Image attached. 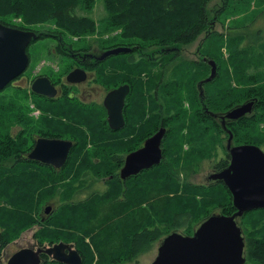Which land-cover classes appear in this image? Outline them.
I'll return each instance as SVG.
<instances>
[{
    "label": "trees",
    "instance_id": "16d2710c",
    "mask_svg": "<svg viewBox=\"0 0 264 264\" xmlns=\"http://www.w3.org/2000/svg\"><path fill=\"white\" fill-rule=\"evenodd\" d=\"M212 1L104 0L108 13L105 31L121 28L119 40L124 45L121 47L133 48L136 41L155 45L169 61L166 57L171 47L181 49L206 35L198 52L203 59L199 63H179L169 77L161 73L160 84L153 77L149 82H137V76L149 74L154 64L144 60L136 64L130 61L126 66L127 74H124L131 84L124 110L126 126L119 131L111 130L106 116L96 114L97 110L90 113L78 105H64L68 101L64 100L61 115L69 123L65 121L68 125L63 133L73 137L70 141L74 147L61 170L32 168L18 161L21 151L12 154L13 138L9 133L3 134L1 125L4 124L0 123V248L39 226L35 234L39 246L64 242L74 245L83 264H123L137 260L151 251L162 237L169 235L165 225L186 226L191 230L193 225L202 224L215 215L214 210L221 209V214L226 216L236 213L232 194L222 182L197 187L190 184L188 177L181 176L216 150L212 151V147L217 144V130L226 131L222 120L217 118L218 113L256 102L253 115L228 121L227 128L234 134L235 146H264V132L261 131L264 124V38H261V31L253 33L251 30L258 14L250 25L237 24L240 20L233 19L247 14L251 0H219L223 7L210 12L208 5ZM95 2L0 0V23L25 31H33L34 25L42 23L60 27V30L49 32L61 35V48L67 47L72 38L82 42L96 32L94 19L76 15L78 9L90 12ZM14 18H21L23 23L12 24L10 19ZM228 20V33L213 31L215 24L225 27ZM69 47L79 48L76 43ZM224 47H227V58ZM133 51L137 52L134 48ZM205 60L216 62L217 76L212 82L204 83L201 96L199 85L211 76V66ZM108 85L106 80L104 86ZM153 90H156L154 94ZM156 97L161 100L160 106ZM161 128L167 130L161 164L123 181L120 158L135 152ZM90 143H95V150L87 149ZM187 143L195 150L181 154ZM227 156L231 160L229 153ZM72 173L77 178L79 175L111 178V189L102 196L91 193L84 201H77L71 195L76 189H71L64 193V201L58 207L49 201L56 195L60 183L55 176L67 179ZM45 205L52 206L48 216L46 207L43 209ZM261 212L264 210L246 213L239 224L246 218L251 223L253 217L250 219L249 215ZM256 225L255 222L250 226L252 230L248 229L253 234L247 238L245 254L253 264H264V230L253 229ZM192 234L188 232V236Z\"/></svg>",
    "mask_w": 264,
    "mask_h": 264
},
{
    "label": "rangeland",
    "instance_id": "374dc122",
    "mask_svg": "<svg viewBox=\"0 0 264 264\" xmlns=\"http://www.w3.org/2000/svg\"><path fill=\"white\" fill-rule=\"evenodd\" d=\"M223 7V3L220 2L219 0H214L208 5V10L210 12H214L220 8ZM264 0H251V5L249 8V11L246 12L247 14H241L235 16L233 20L239 19L240 21L237 22V24L242 23L243 25H250L254 20L252 18L254 15H257L255 18V23L251 25V30L253 33H256L258 31H261V34L263 35L264 38ZM262 13V14H260ZM260 14V15H259ZM76 15L80 17H90L94 19L96 22V32L92 35H89L84 41H80L79 38H72L70 45H74L76 43L79 48H70L69 44L67 45L66 48L70 49H76V50H85L88 52H103L105 50H113V48H118L124 45H121L122 41L119 40L121 34H122V29L118 28L115 30L111 31H105L106 30V24H105V19L108 16V13L105 8L104 0H96L94 8L89 12V11H84L83 9H78L76 11ZM12 24H21L23 23L21 18H14L10 19ZM217 23L214 26L213 31H217L218 33H228V26H230V20H228L225 23V27L223 24ZM234 26V24H233ZM31 29L33 31H38L39 33L42 34H53V37L45 36L38 42H35L31 47H30V54H31V59H32V68L30 71H28V78L31 77L34 73L38 72H53V69L49 65L48 62V55H47V50L52 49V48H61V42L59 40L61 39V35L49 32L50 30H55L58 29L60 30V27H55L54 25L51 24H46L42 23L40 25H34ZM107 32V33H104ZM38 34V33H37ZM206 35H202L196 42L184 46L181 49H178L176 47H171L173 52H171L167 59L169 61L165 60V55L160 54V47H157L155 45H145V43H141L140 41H136L135 44L132 46L134 50H137V55L142 57L144 61H148L153 63V67L151 68V71L149 74H141L139 78L142 79V76L144 78L145 82H149L151 77L154 78V80L160 84L161 83V73H165L166 77L171 76V71L177 66L179 63L186 61V62H194V63H199L202 61L203 58H200L198 55L199 48L202 46V43L205 39ZM68 40V39H67ZM226 41V40H225ZM69 43L66 41V44ZM90 50V51H89ZM174 53V55H173ZM223 53L225 55V58L228 57V52H227V47L223 48ZM125 54L120 56L121 59L125 58ZM152 56V57H151ZM143 60H138L137 62H141ZM132 61V60H131ZM46 62V63H45ZM136 62V63H137ZM117 65L110 66L107 64V60L105 61H99L96 66L88 68L89 71L93 72L95 75V79L92 83H89L88 85H98L100 89L104 88L110 89L111 87H119L123 84H127L128 78L123 75V72L126 69V66H128V61L126 63L121 62L120 60L114 61ZM122 63V64H121ZM133 63V62H132ZM133 63V64H136ZM71 66H82L81 64H78L74 60H72L69 56H63L61 57V80L64 77V75L68 74L67 72L71 70ZM114 76L116 78H114ZM107 82L109 83L108 86H104V84ZM143 80V79H142ZM136 84V82H135ZM28 85L27 79H23V81L20 82H14L11 83L5 90L0 91V112H1V120L0 123L4 124L1 125L2 129L4 130L3 134H10L11 138H13V144H12V154L15 153L16 151H21L20 153V159H17L18 161L22 162H27L22 160V156L26 154L27 151H29L31 147V141H32V133H37L39 128H42L41 122H39V118L43 116V113L45 116L47 114H50L47 116V120L49 121V126H53L54 132H57L55 129V123L57 120V117H54V113H58L60 110L55 107V106H50V104H43L41 101L39 104L36 103V100H33L30 97V88ZM18 86H24L21 87L23 90L20 92L17 88ZM160 86V85H159ZM154 91H152V94H154ZM130 95V94H129ZM89 98V97H88ZM103 98V97H102ZM158 100V105H161V100L159 97H156ZM68 100L64 105H78L81 106L84 109H88L90 113H92L94 110H97L96 114H100L101 116H106V111L103 108L102 105H86L82 104L77 101V98L73 99H68V97H65L61 101ZM81 100H85L81 98ZM186 107L189 108V106L186 104ZM256 109V108H255ZM228 112V111H227ZM218 113L219 115H224L225 113ZM255 113V110L253 113L250 115H253ZM175 115V113H172ZM6 116L7 119L4 117ZM44 116V118H45ZM4 117V119H3ZM219 120V119H217ZM67 119L62 118L61 115V138L62 139H73L72 136H70L67 133H63L64 130L66 129L65 126L68 124L65 123ZM33 122L35 127L33 132H31V127L30 123ZM69 123V120L67 121ZM219 123V121H217ZM222 126V125H221ZM223 131V127L221 128ZM261 131L264 132V124L261 125ZM128 133V131H127ZM78 141H80V138H74ZM229 140V135L227 131L219 132L217 130V144L212 147V151H214V148L216 150L214 151L213 155L211 153V156L203 159L200 162H197V165L194 166V169H191L188 171V174L181 173L182 178L186 179L188 177V181H190V184L192 186H197V187H210L214 183V181L210 180V176L214 173L219 172L224 168V166L228 163H230V159L227 156L228 153L226 152L227 148V143ZM82 142V140H81ZM236 144L235 142V137H234V145ZM163 145V144H162ZM201 146V145H199ZM263 151H264V146H261ZM88 150H95V143H90L87 147ZM195 150V148L190 144L187 143L185 147L183 148L181 154H186L189 151ZM197 150V149H196ZM24 151V153H23ZM126 156V154L124 155ZM120 158L121 162L123 163V158ZM101 160V159H100ZM99 162V159H97L96 163ZM183 166L184 164L181 162L180 164ZM32 168H35L32 164L29 165ZM56 169V168H53ZM61 170V169H57ZM57 179H60V183L57 184V192L54 197H52L50 200L51 202L54 203L56 206L60 207L61 203L64 201L63 200V195L66 192H70L71 189H76V191L71 193L73 194L74 198L77 201L81 200H86L91 193H99L100 196L106 194L107 192L110 191L111 187L109 184V180L111 178H105V177H97L94 175H79L77 178L75 173H72V175L65 179V176L59 175L55 176ZM70 185V186H68ZM47 207L46 205L43 206V209ZM264 210V209H263ZM217 212V215H222L221 209L214 210ZM214 212V213H215ZM261 214V215H260ZM250 219L251 223H249L248 218L245 219L241 225L239 224V219L238 224L240 228L242 229L243 236L247 241V238L251 236L253 233L249 231L248 229L252 230V225L255 224L256 222V227L253 229L256 230H264V212L262 213H253L250 214ZM247 221V222H246ZM249 224V226L246 224ZM252 224V225H251ZM163 225V223H161ZM201 223L193 225L191 230L186 227H180V228H173L171 225H165L164 229L169 232V235L172 233H180L185 236H188V232H196V230L200 227ZM247 228V231H246ZM40 230L39 226L34 227L31 230H28L25 233H22L19 238L14 240V242L10 243L4 248H0V256L1 259H4L7 261V259L18 252L19 250L23 248H36L39 247V243L37 238L35 237V234L37 231ZM0 234H1V229H0ZM192 234V235H193ZM168 236V235H166ZM165 239V236L162 237L161 240L157 241L155 245L153 246L152 250L149 251L148 253L141 255L137 260L133 262H124L123 264H152V262L156 259L158 256V249L161 244V242ZM58 244V243H57ZM1 245V244H0ZM49 244L47 243L45 246H48ZM44 246V245H43ZM246 256V254H245ZM247 258V256H246ZM52 262L51 258L47 257L45 261ZM56 262V261H54ZM58 263V262H57ZM45 264V262H44ZM60 264V263H58ZM246 264H253L251 261L248 260Z\"/></svg>",
    "mask_w": 264,
    "mask_h": 264
},
{
    "label": "water",
    "instance_id": "95a60500",
    "mask_svg": "<svg viewBox=\"0 0 264 264\" xmlns=\"http://www.w3.org/2000/svg\"><path fill=\"white\" fill-rule=\"evenodd\" d=\"M39 35L34 31L7 27L0 23V91L5 90L13 81L24 74L30 64L27 49ZM133 48L119 47L106 51L99 61L108 57L129 54ZM211 66V76L199 85L201 96L204 83L212 82L217 76V64L214 60H205ZM88 74L82 69H75L67 76L70 84L87 81ZM34 92L54 97L56 89L48 81L38 80L33 85ZM130 92L128 85L107 95L104 106L108 110V123L113 131L125 126L123 110ZM254 102L235 108L226 118L237 121L249 115ZM226 127L225 122L222 123ZM166 128H161L149 138L144 146L131 153L120 171L123 181L159 166L164 158L162 144ZM233 135L230 133L228 149L231 154L229 167L210 176L214 182H223L233 197L236 213L213 215L204 221L192 236L172 233L163 239L158 249V256L152 264H245V242L242 230L236 219L246 213L264 209V152L256 146L232 148ZM74 147L69 140H40L30 159L40 160L62 169ZM52 212V206L45 209L46 216ZM45 254L60 264H83L80 253L73 244L60 242L39 248H23L16 252L8 264H43L41 256Z\"/></svg>",
    "mask_w": 264,
    "mask_h": 264
},
{
    "label": "flooded vegetation",
    "instance_id": "af4514ba",
    "mask_svg": "<svg viewBox=\"0 0 264 264\" xmlns=\"http://www.w3.org/2000/svg\"><path fill=\"white\" fill-rule=\"evenodd\" d=\"M37 33L39 35V39L37 41L31 42V44L29 45V47L27 49V54L30 58V64H29L28 68L24 74H22L18 79H16L12 83L20 82V81H23V79H27V81H28L27 86H29V88H30V97L33 100H36L37 104H39V102L41 101L43 104H50V106L52 105V106L57 107L60 111L58 113H54V117H57V120L55 123V129L57 130V132L53 131L54 127L49 126V121L46 119L47 116L50 114H47L45 116V114L43 113V116L41 118H39L38 121L41 122L42 128H39L37 133H32L33 138L31 141V147H30L29 151H27L26 154L24 156H22V160L27 161L26 163H28V164H32L35 168H55V165L47 164V163H44V162H42L40 160H36V159H30L29 156L34 151L35 147L37 146V144L40 140H48V141H51V140H59V141L67 140V139L61 138V101L63 99H65V97H68V99L77 98L78 102H80L82 104H86V105H92V104H96L99 106L102 105L106 111L107 117H105V119H106L107 124L109 126L108 110L104 106L105 98L112 91H115V90H117L123 86H126V85L129 86L130 92H131V84L127 83V84H123L119 87H116V88L111 87L110 89H106V90L104 88L100 89V87L98 85L89 86L90 85L89 83H92L94 81L95 75L93 72L89 71L88 68L96 66V64L99 62V59L101 58V56L108 50L95 53L92 51L91 52H88L85 50L79 51L76 49H70V48H66V47L52 48V49L47 50L48 62H49V65L51 66V68L53 69V72H51V73L50 72H43V73L38 72V73H34L33 75H31V77L28 78V71H30V69L32 68V59H31V54H30V47L35 42H38L39 40H41L43 38L41 33H39L38 31H37ZM46 36L53 37L54 35L53 34H46ZM59 42H61V39L59 40ZM171 52H173L172 49L169 51V53H171ZM122 55L108 57L106 59L107 64L110 66H114V65H117L116 63H114V61H118V60H120L121 62H124V63H126V61L130 62L131 60L133 63H136L138 60H143V58L138 56L137 52L134 53V51H132L129 54H125L126 56L123 59L120 58V56H122ZM173 55H174V53H173ZM63 56H69L72 60H74L78 64L82 65V66H75V67L73 66V68H71V70L68 72V74L75 69H82V70L86 71L88 74L87 81L79 83V84H70L67 81L68 74L64 75V77L61 80V57H63ZM124 74H127V69H125V71L123 72V75ZM142 79L139 78V76H137L136 81L139 83L145 82L143 76H142ZM38 80L48 81L50 83V85L56 89L55 96L49 97L47 95H41V94L34 92L33 85ZM135 82H133V83H135ZM21 87H24V86H18V88H21ZM130 92H129V94H130ZM129 94H128V96H129ZM128 96L126 97V100H125V107L127 104ZM81 98H83L85 100L82 101ZM125 107H124V110H125ZM124 110H123V115H124V119L126 121ZM44 116H45V118H44ZM125 126H126V122H125ZM30 127H31V132H33L34 127H35L33 122L30 123ZM109 128H110V126H109ZM144 144H145V142L142 144L141 147L137 148V150L141 149L144 146ZM130 154L131 153L124 156L123 167L125 165L126 158ZM39 247H44V246H39ZM39 247H36V248H39ZM12 256H10L7 259V261H5L4 259H1L2 256H0V264H8V261ZM44 256H47V255L43 254L41 256L43 264L45 261L43 258Z\"/></svg>",
    "mask_w": 264,
    "mask_h": 264
},
{
    "label": "bare ground",
    "instance_id": "6f19581e",
    "mask_svg": "<svg viewBox=\"0 0 264 264\" xmlns=\"http://www.w3.org/2000/svg\"><path fill=\"white\" fill-rule=\"evenodd\" d=\"M175 72H177V71H175ZM175 78H176V76H175ZM174 81V80H173ZM255 105H256V102H254V106H253V110H252V112L254 111V108H255ZM233 110H231V111H229L227 114H225V115H222V116H220V115H217V118H219V119H221L222 120V123L223 122H225V124H226V127L224 126V129L228 132V134H229V140H230V133L233 135V140H232V143H231V145H232V148L233 147H240V146H256V147H258V148H260L262 151H263V149L261 148V147H259V146H257V145H251V144H246V145H233V141H234V134H233V132L232 131H230V130H228V128H227V122L228 121H230V119H227L226 118V116L230 113V112H232ZM251 112V113H252ZM250 113V114H251ZM249 114V115H250ZM191 115L193 116V113L191 112ZM185 116H188L187 115V112H186V115ZM191 116V117H192ZM248 116V115H247ZM190 117V116H189ZM246 117V116H245ZM242 119V118H241ZM238 121V120H237ZM85 128V130H86V127H84ZM85 130H84V132H85ZM88 130V129H87ZM91 132V131H90ZM89 132V133H90ZM86 133V132H85ZM92 135V134H91ZM229 140H228V143H227V151H228V153L230 154V151H229V149H228V145H229ZM264 152V151H263ZM230 156H231V154H230ZM230 162H231V160H230ZM229 167V166H228ZM227 167V168H228ZM226 168V169H227ZM226 169H224V170H226ZM224 170H222V171H224ZM222 171H219L218 173H220V172H222ZM218 182V181H217ZM223 183V182H222ZM224 184V183H223ZM225 185V184H224ZM231 193V192H230ZM263 210V209H262ZM233 216V215H232ZM229 217H231V216H229ZM242 218V217H241ZM241 218H237L236 219V222H237V224H238V221H239V219H241ZM238 226H239V224H238ZM239 228H240V226H239ZM242 230V229H241ZM242 237L244 238V236H243V232H242ZM244 242H245V248H246V239L244 238ZM245 258H246V256H245ZM246 262H247V258H246ZM246 264V263H245Z\"/></svg>",
    "mask_w": 264,
    "mask_h": 264
}]
</instances>
